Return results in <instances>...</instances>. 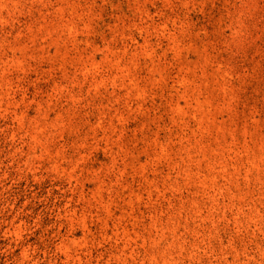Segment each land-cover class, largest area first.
I'll list each match as a JSON object with an SVG mask.
<instances>
[{
  "label": "rangeland",
  "instance_id": "374dc122",
  "mask_svg": "<svg viewBox=\"0 0 264 264\" xmlns=\"http://www.w3.org/2000/svg\"><path fill=\"white\" fill-rule=\"evenodd\" d=\"M0 264H264V0H0Z\"/></svg>",
  "mask_w": 264,
  "mask_h": 264
}]
</instances>
